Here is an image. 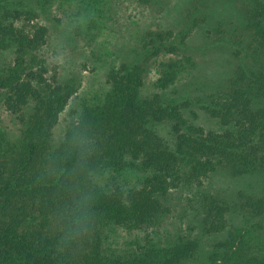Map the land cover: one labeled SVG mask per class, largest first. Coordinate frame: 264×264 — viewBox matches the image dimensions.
Masks as SVG:
<instances>
[{
    "label": "trees",
    "instance_id": "trees-1",
    "mask_svg": "<svg viewBox=\"0 0 264 264\" xmlns=\"http://www.w3.org/2000/svg\"><path fill=\"white\" fill-rule=\"evenodd\" d=\"M73 1L84 0H0V107L18 124L0 128V264H264V0H183L172 24L141 31L107 70L103 96L73 109L55 141L78 83L49 67L37 18ZM216 2L231 11L217 14ZM207 50L225 55L222 69L203 71ZM153 63L158 91L146 93ZM135 170L133 185L119 183ZM218 170L259 183L229 203L206 189ZM183 187L197 198L196 232L162 240L168 195ZM232 209L255 219L230 224ZM116 227L132 239L117 245ZM208 235L224 238L201 261Z\"/></svg>",
    "mask_w": 264,
    "mask_h": 264
},
{
    "label": "rangeland",
    "instance_id": "rangeland-1",
    "mask_svg": "<svg viewBox=\"0 0 264 264\" xmlns=\"http://www.w3.org/2000/svg\"><path fill=\"white\" fill-rule=\"evenodd\" d=\"M169 1L170 6L166 5V0H158L153 5H144L135 0H84L62 5L55 3L46 10L48 16L37 18L49 28L48 43L44 49L49 67L56 68L60 80L71 77L78 83L77 91L60 113L54 127L55 141L61 137L73 109H79L83 104L96 103L103 96L108 88L105 83L107 70L126 54L127 49L136 45L141 31L160 24L170 25L177 18L178 7L183 0ZM214 4L213 9L219 15H226L231 11L229 6H223L219 2ZM161 5L165 6L162 10ZM202 41L204 42L199 40V37H193L188 43L196 47V43L201 45ZM205 53L201 56L203 60L199 56L203 61V71L212 70L214 73L216 68L222 69L224 54L217 50H207ZM4 57L5 53L0 51V63L5 61ZM158 76L157 66L153 63L145 77L146 93L158 91V88L153 86ZM199 112H196L197 122L208 128H218L216 121ZM190 116L194 117L193 114ZM17 127L14 115L0 107V128L9 134H15ZM158 129L161 134L168 136L166 124ZM138 174L135 170L128 177L121 175L123 177L119 183L124 182L125 186H131L136 182ZM258 178L255 175L232 177L223 170H218L205 181V186L208 191L218 193L229 203H233L238 189L252 190L258 185ZM168 201L171 211L164 217V225L157 231V237L162 240L169 239L177 233H192L191 229H194L195 233L192 221L197 217V198L194 190L186 187L173 189L168 195ZM247 218L251 221L255 219L254 216L243 215L237 209H232L227 214L228 222L238 227L245 225L244 219ZM115 230L111 228L110 237L116 240L117 245H123L125 240L132 239L131 232L121 227H116ZM257 231L264 232V229ZM223 238L222 235H208L202 238L204 255L200 256L201 261H206V255L217 249L215 244Z\"/></svg>",
    "mask_w": 264,
    "mask_h": 264
}]
</instances>
